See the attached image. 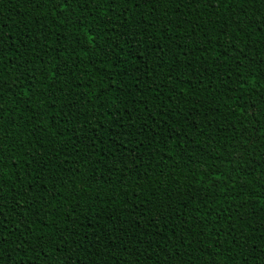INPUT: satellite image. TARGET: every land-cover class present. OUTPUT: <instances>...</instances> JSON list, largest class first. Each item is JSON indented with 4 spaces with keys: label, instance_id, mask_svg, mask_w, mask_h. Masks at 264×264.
I'll list each match as a JSON object with an SVG mask.
<instances>
[{
    "label": "trees",
    "instance_id": "1",
    "mask_svg": "<svg viewBox=\"0 0 264 264\" xmlns=\"http://www.w3.org/2000/svg\"><path fill=\"white\" fill-rule=\"evenodd\" d=\"M0 258L264 264V0H0Z\"/></svg>",
    "mask_w": 264,
    "mask_h": 264
},
{
    "label": "snow or ice",
    "instance_id": "2",
    "mask_svg": "<svg viewBox=\"0 0 264 264\" xmlns=\"http://www.w3.org/2000/svg\"><path fill=\"white\" fill-rule=\"evenodd\" d=\"M51 2H52V7L57 8V7H59L60 3L67 4L68 0H51ZM87 2H88V0H84V3H87ZM113 2H114V0H113ZM241 2L243 3L244 0H241ZM137 6H139V5H137ZM53 15H55V13H53ZM89 42L91 43V41H89ZM0 259H2V258H0Z\"/></svg>",
    "mask_w": 264,
    "mask_h": 264
}]
</instances>
